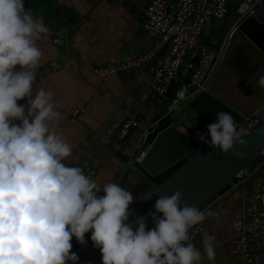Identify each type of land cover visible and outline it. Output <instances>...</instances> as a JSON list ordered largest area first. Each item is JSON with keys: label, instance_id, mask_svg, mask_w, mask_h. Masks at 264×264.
Masks as SVG:
<instances>
[{"label": "clouds", "instance_id": "clouds-1", "mask_svg": "<svg viewBox=\"0 0 264 264\" xmlns=\"http://www.w3.org/2000/svg\"><path fill=\"white\" fill-rule=\"evenodd\" d=\"M48 31L25 0H0V264H77L72 239L85 245L89 232L101 264H215L214 237L206 236L201 250L190 235L211 211L173 190L155 200L154 212L129 222L131 191L116 182L101 187L67 162L74 145L60 129L59 101L54 91L34 85L39 42ZM258 83L264 87V76ZM246 135L226 111L197 133L239 159Z\"/></svg>", "mask_w": 264, "mask_h": 264}, {"label": "crops", "instance_id": "crops-1", "mask_svg": "<svg viewBox=\"0 0 264 264\" xmlns=\"http://www.w3.org/2000/svg\"><path fill=\"white\" fill-rule=\"evenodd\" d=\"M173 4L176 0H167ZM151 0H25V7L49 29L39 42L43 51L34 85L54 91L62 112L60 129L74 145L68 163L78 166L84 161L92 164L94 177L101 187L108 182L119 183L133 196L140 193L131 185V173L138 168L131 161L143 131L161 115L163 98L149 86L154 58L138 67L128 68L103 78L94 73L98 66H115L124 57L144 55L155 39L143 26L144 11ZM231 11V10H230ZM235 18L234 14H228ZM234 20V19H233ZM224 22V21H223ZM218 22L206 29L200 44L207 45ZM59 43H55L54 39ZM56 60L58 67L52 66ZM24 104L25 100L18 101ZM78 109L79 114H74ZM135 120L132 128L121 138L114 121ZM173 116L180 132L199 129ZM167 122V121H166ZM185 122V121H184ZM139 169V168H138ZM137 176L146 182L142 176ZM133 179V178H132ZM249 182L231 188L202 211H211L202 223L204 230L215 236V264H234L231 238L232 222L243 216ZM102 194V193H101ZM202 238L191 242L202 250ZM204 264H209L207 259Z\"/></svg>", "mask_w": 264, "mask_h": 264}, {"label": "built area", "instance_id": "built-area-1", "mask_svg": "<svg viewBox=\"0 0 264 264\" xmlns=\"http://www.w3.org/2000/svg\"><path fill=\"white\" fill-rule=\"evenodd\" d=\"M264 0H176L170 4L167 0H151L144 11V29L155 39L153 48L144 55L124 57L115 66H98L94 73L103 78L117 71L138 67L142 63L154 58L160 51L152 67L149 86L159 96L165 98L171 83L175 86L172 95L161 113L160 117L141 135L136 145V153L130 158V163L140 165L149 145L146 140L150 133L158 130L159 121L168 116H175L179 106L186 100H191L202 91L208 90L210 78L216 67L219 66L228 38L233 29L245 18L252 15L258 7L264 8ZM234 8L235 19L231 30L222 37L220 44L214 37L209 38L207 45L200 44L201 38L206 34V29L215 22L224 21L230 10ZM55 43L59 40L54 39ZM196 58L194 68L192 59ZM52 66L57 68L58 62L53 60ZM189 73L188 83L182 79ZM217 69V68H216ZM216 71V70H215ZM75 109L74 114H79ZM264 122V106L252 115L245 117L238 129L244 132L251 131L255 125ZM113 127L118 129L120 137L124 138L132 128H137L135 120L114 121ZM207 127L188 131L189 140L200 148L204 142L197 137V133H206ZM260 163L252 171L246 167L239 171L235 178L238 184L249 182V191L245 196L244 214L232 222L233 236L230 240L233 254L237 257L234 264H264V169L255 174L260 165L264 166V149L259 154ZM86 175L95 177L97 170L88 161L80 165ZM236 185H233L235 187ZM139 193L136 201L141 199ZM192 240L200 236H215L208 233L202 225H195L190 229ZM87 243L81 245L75 238L72 239V251L78 253L90 243V232L85 234Z\"/></svg>", "mask_w": 264, "mask_h": 264}, {"label": "water", "instance_id": "water-1", "mask_svg": "<svg viewBox=\"0 0 264 264\" xmlns=\"http://www.w3.org/2000/svg\"><path fill=\"white\" fill-rule=\"evenodd\" d=\"M237 1L239 0H235ZM192 63L194 68L196 58L192 59ZM192 68L188 69L182 82L188 83ZM261 76H264V8L258 7L231 32L208 90L192 98L187 106L203 126L207 127L214 122L217 112L226 111L233 115L238 127L245 117L264 106V87L258 83ZM174 86L173 81L163 98L161 113ZM165 121L168 126L155 135L140 166L154 176L182 159L186 161L152 189H148L149 180L144 172L134 167L135 172L131 173L128 181L136 191L140 189L142 197L137 201L135 199L130 205L129 222L137 216H147L149 212H154L155 200L160 195H171L173 190H179L184 201L202 211L238 183L235 175L239 171L246 167L252 171L260 163L259 154L264 149V122L245 132L247 135L243 138L248 141V145L240 150L245 151L246 155L239 159L231 154H221L218 149L209 147L205 142L200 148L197 147L187 134L174 126L172 116L166 117ZM180 124L185 125V122L181 119ZM236 147L239 149L238 145ZM263 169L264 166L260 165L254 173L258 174ZM137 174L145 178L146 182ZM137 196L138 194L134 195L135 198ZM153 226L151 218H148L147 227ZM77 255V264H101V253L92 246L91 240Z\"/></svg>", "mask_w": 264, "mask_h": 264}, {"label": "rangeland", "instance_id": "rangeland-1", "mask_svg": "<svg viewBox=\"0 0 264 264\" xmlns=\"http://www.w3.org/2000/svg\"><path fill=\"white\" fill-rule=\"evenodd\" d=\"M263 3H264V1H263ZM229 13L235 14L234 8H232ZM233 23H234V20H231L229 15L225 18L224 22L223 21L218 22L217 29L214 31V34H213V37L217 39L218 44H220L225 30H226L225 33H227V31L231 30ZM216 68H215V70H216ZM215 70H214V72H215ZM214 72H213V74H214ZM213 74H212V76H213ZM212 76H211V78H212ZM189 101L190 100H186L180 104L179 110L177 111V114H179L181 117H183L185 123H189L190 125H193L195 127H201L202 123L199 121V119L192 113V111L187 106Z\"/></svg>", "mask_w": 264, "mask_h": 264}, {"label": "trees", "instance_id": "trees-1", "mask_svg": "<svg viewBox=\"0 0 264 264\" xmlns=\"http://www.w3.org/2000/svg\"><path fill=\"white\" fill-rule=\"evenodd\" d=\"M233 19H235V18H231V20H233ZM225 32H226V30H225ZM225 32H224V34H225ZM167 126H168V123L164 119L160 120L159 121L158 130L150 133L149 136L147 137V140H146L147 144H151V142L154 139L155 135L159 131H161L162 129H164L165 127H167ZM185 161H186V159H182L179 162L173 164L172 166L168 167L167 169L163 170L162 172H160L159 174L154 175V176H151L150 174H148L138 163H135V165L144 172V174L146 175V179L149 180V182H148V186H149L148 189H152L155 185H158L162 181H164L169 175H171Z\"/></svg>", "mask_w": 264, "mask_h": 264}]
</instances>
